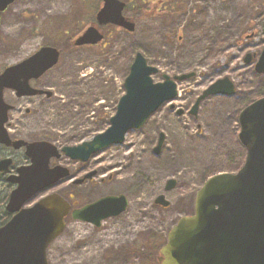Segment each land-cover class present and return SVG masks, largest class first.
<instances>
[{"label":"rangeland","instance_id":"rangeland-1","mask_svg":"<svg viewBox=\"0 0 264 264\" xmlns=\"http://www.w3.org/2000/svg\"><path fill=\"white\" fill-rule=\"evenodd\" d=\"M86 1L88 6L93 3ZM185 2V13L173 20L159 16L138 19L133 32L109 28L108 39L92 47H76L74 40L94 24L102 0L90 8L81 0H18L2 14L0 73L43 45L57 46L62 53L58 65L37 81L54 93L50 101L17 99L12 91L5 92L14 109L9 117L11 134L27 141L46 138L57 146H71L106 130L125 93L124 82L137 53L158 68L153 75L157 82L165 74L196 73L179 82V97L150 118L145 140L141 131H130L125 142L91 160L87 172L99 171L96 177L74 187L63 181L25 205L31 207L52 193L67 199L72 196L76 206L110 193L130 198L126 212L100 226L69 215L64 232L49 246L50 264H160L158 250L178 220L193 213L196 193L207 179L216 173H236L243 166L246 149L239 140V115L264 97V75L255 71L264 49V0ZM125 14L132 17V13ZM248 53L257 55L250 64L244 61ZM224 77L235 83L233 95L203 100L197 117L178 118L175 112H168L172 104L178 111L181 107L189 111L209 85ZM161 133L166 141L157 157L146 149L156 146ZM131 162L135 163L134 177L144 178L142 187L119 183L133 173ZM172 178L178 183L166 193L164 185ZM13 188L0 177V198ZM160 192L172 203L170 207H155ZM140 203L145 206V217L136 210ZM5 205L0 208V222L7 213Z\"/></svg>","mask_w":264,"mask_h":264},{"label":"water","instance_id":"water-1","mask_svg":"<svg viewBox=\"0 0 264 264\" xmlns=\"http://www.w3.org/2000/svg\"><path fill=\"white\" fill-rule=\"evenodd\" d=\"M16 1L0 0V32L2 14ZM125 6L121 0H104L96 15L98 23L133 32L136 24L124 15ZM103 38L98 27L92 25L76 39L75 45H95ZM255 58L256 54L248 53L244 61L250 64ZM59 59L60 51L56 47L43 46L0 74V144L15 149L25 147L31 162L8 176V181L16 187L6 205L12 217L0 226V264H50L48 248L66 228L71 205L60 194L52 193L32 207H25L42 191L68 177L66 167H50L51 159L60 157L61 151L49 141L13 140L5 127L13 109L5 99V90H14L18 96L51 95L50 91L34 88L30 81L42 77ZM255 70L264 74V49ZM158 71L142 53H137L124 82L125 94L109 128L91 141L63 147L62 152L72 159L87 161L112 145L122 144L128 132L143 128L164 104L178 98V81L196 74L164 75V80L157 82L153 75ZM235 91L229 77L220 78L203 91L189 113L197 117L203 100L215 95L230 96ZM183 111L180 109L179 113ZM239 124V140L247 150L243 167L237 173H219L208 179L197 192L195 213L183 216L169 232L167 243L159 252L160 264H264V97L241 111ZM165 138L161 133L156 153L161 152ZM12 163V158L0 160V173L9 174ZM176 184L175 179H170L167 189H173ZM155 204L168 207L171 202L160 195ZM127 207L124 194L111 195L73 210L72 217L100 226L104 219L120 215Z\"/></svg>","mask_w":264,"mask_h":264},{"label":"flooded vegetation","instance_id":"flooded-vegetation-1","mask_svg":"<svg viewBox=\"0 0 264 264\" xmlns=\"http://www.w3.org/2000/svg\"><path fill=\"white\" fill-rule=\"evenodd\" d=\"M109 28H116V26H114V25H111V24H107V25H104V26H102L101 27V32L104 34V39H103V41L100 43V44H98V45H102L107 39H108V35H109V33L107 32V30L109 29ZM117 28H119V27H117ZM85 46H89V47H92V46H97V45H85ZM85 46H82V47H85ZM51 71V70H50ZM50 71H48V72H50ZM47 72V73H48ZM46 73V74H47ZM46 74H44L42 77H44ZM41 77V78H42ZM41 78H39V79H41ZM39 79H32L31 81H30V84H31V86H33L34 88H37V89H40V90H43V91H49V89H46V87H45V85H39L38 83H37V81L39 80ZM8 90H10V89H8ZM10 91H12L15 95H16V97H17V99H22V98H41V100H45V99H48L47 101H50L51 99H52V97L54 96V93H52L51 95H48V94H37V95H34V96H18L17 95V92L16 91H14V90H10ZM6 92V91H5ZM179 108V107H178ZM180 109V108H179ZM181 109H184V111L182 112V113H179V111L177 110V108H175V105L173 106H170V110L168 111L169 113H173V112H175L176 113V115H177V117L178 118H183V117H185V116H189V117H191V114L189 113V111H187L186 110V108H184V107H181ZM14 110V109H13ZM12 110V111H13ZM26 112H31V109L29 110V109H27V111ZM36 115V113H34L33 114V116H35ZM32 116V117H33ZM10 117V116H9ZM111 119V118H110ZM110 119H109V124H110ZM76 124V126H79L78 125V123H75ZM147 125H149V120L147 121V123L145 124V126L143 127V128H141V129H139V130H134V131H141L142 132V135H143V138H144V140H145V135H146V133H147V131H146V129H145V127L147 126ZM11 125H10V118H9V120H8V122L6 123V128L9 130V132H10V136H11V138L13 139V140H17V139H25V137L23 138V137H21V136H19V135H13V134H11V130H10V127ZM109 126V125H108ZM202 137V136H201ZM29 140V139H28ZM31 140V139H30ZM38 140H48V139H46V138H40V139H38ZM158 140H159V138H158ZM50 141V140H49ZM52 142V141H51ZM84 142V141H83ZM144 143L146 142V141H143ZM55 143V142H54ZM82 143V140L81 141H79L78 143H75L74 145H79V144H81ZM157 144H158V141H157ZM156 144V145H157ZM67 145H69V144H67ZM71 145H73V144H71ZM64 146H66V145H62V146H58L59 148H62V147H64ZM115 146H119V145H112V146H110V147H108V148H106L105 150H103L102 152H99L98 153V155H95V156H91L87 161H81V160H75V159H72L71 157H69V156H67V155H64V154H62L59 158H52V160H51V166H55V165H58V164H61V165H63L64 163L66 164V165H70V166H72L73 168H75V169H69V175H68V177L66 178V182L68 181V182H70V183H72L73 184V187H74V185H80V184H82V183H84L85 181H90L91 180V178H94V177H96L98 174H99V171H93L92 173H88L87 172V167L90 165V163H91V160L93 159V158H96V157H99L100 155H102L107 149H112L113 147H115ZM134 146V145H133ZM147 146L149 147V145L147 144ZM156 147V146H155ZM155 147H149V150L148 149H146L147 151H149V152H152L153 154H155L157 157H160V155H162V152H163V148H164V146L162 147V149H161V152L160 153H156L155 152ZM19 153H22V155L23 156H19L20 154ZM19 154V155H18ZM22 158L23 160H22V162H20V159L19 158ZM6 158H12L13 159V163H12V166H11V171H12V173H16V170H17V168L18 167H20V166H23V165H27V164H29L30 163V160H29V158L25 155V147H22L21 149H15L14 147H12V146H7V145H4V144H0V160H2V159H6ZM141 161V160H140ZM139 163H141V162H139ZM131 164L132 165H134V167L132 168V174H135V163H133V162H131ZM138 165H142V164H138ZM67 166V167H68ZM69 168V167H68ZM0 177H2V178H4L5 180H7V176H4V175H2L1 173H0ZM112 177V176H111ZM115 180H116V178H115ZM113 181V182H116V181ZM141 180V183L142 184H144V178H142V179H140ZM112 181H109V182H112ZM112 182V183H113ZM178 183V182H177ZM167 185H168V181H166V183H165V185H164V191L167 193V192H169V191H172V190H174L175 188H176V186L173 188V189H170V190H168L167 189ZM177 185V184H176ZM162 187H163V185H162ZM163 190V189H162ZM109 195H115V194H113V193H110ZM159 195H163V192H160V193H158L157 195H156V197L155 198H157ZM106 196V195H105ZM104 196V197H105ZM108 196V195H107ZM127 196V195H126ZM103 197V196H102ZM99 198H101V197H99ZM99 198H97V199H99ZM127 198H128V207H127V210L129 209V206H130V198H129V196H127ZM71 199H72V196H71ZM71 199H68L69 200V202H70V204H71V210H73V209H75V208H78V207H81V206H76V204L75 203H73L72 202V200ZM96 199V200H97ZM95 201V200H94ZM91 202H93V201H91ZM91 202H88V203H86V204H89V203H91ZM85 204V205H86ZM84 205V204H83ZM82 205V206H83ZM154 205H155V203H154ZM151 206H152V204H151ZM155 207H159V206H157V205H155ZM193 208L195 209V205H194V203H193ZM193 209V210H194ZM126 210V211H127ZM137 210V212H138V214L139 215H143L144 217H145V215H146V213L143 211V210H145V206H144V204H142V203H140L139 204V206H138V208L136 209ZM136 210H135V212H136ZM125 211V212H126ZM194 212V211H193ZM124 213V212H123ZM122 213V214H123ZM192 214V213H191ZM121 215V214H120ZM189 215V214H188ZM110 219V218H109ZM144 256L143 257H145L144 259H146V254H143ZM148 260H152V257H148Z\"/></svg>","mask_w":264,"mask_h":264},{"label":"trees","instance_id":"trees-1","mask_svg":"<svg viewBox=\"0 0 264 264\" xmlns=\"http://www.w3.org/2000/svg\"><path fill=\"white\" fill-rule=\"evenodd\" d=\"M83 4L88 6L86 0H81ZM86 1V2H85ZM93 4L99 2L100 0H90ZM187 9L185 0H128V4L126 6V11L132 13V19L138 20L142 18H148L152 16L163 17L165 20H173L179 14H184ZM90 10V9H89ZM9 198V191L6 192L5 195H2L0 198V208L7 203ZM11 215L8 213L4 214L3 220L0 222V225L6 223L10 219ZM145 254V253H143Z\"/></svg>","mask_w":264,"mask_h":264},{"label":"bare ground","instance_id":"bare-ground-1","mask_svg":"<svg viewBox=\"0 0 264 264\" xmlns=\"http://www.w3.org/2000/svg\"><path fill=\"white\" fill-rule=\"evenodd\" d=\"M7 96L9 97V94H7ZM133 174H128V176H127V179H125V181L124 182H119L122 186H124V187H134L135 185H137V186H139V187H142V183H141V180H140V178L139 179H136L135 177H134V175L132 176ZM134 178V179H133ZM136 179V180H135ZM118 182L116 181V183L115 184H117ZM140 190H142V188L140 189Z\"/></svg>","mask_w":264,"mask_h":264}]
</instances>
